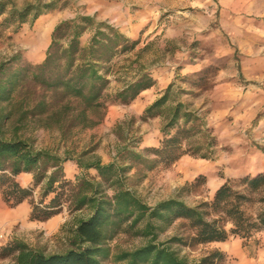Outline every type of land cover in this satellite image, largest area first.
<instances>
[{"label":"trees","instance_id":"obj_1","mask_svg":"<svg viewBox=\"0 0 264 264\" xmlns=\"http://www.w3.org/2000/svg\"><path fill=\"white\" fill-rule=\"evenodd\" d=\"M58 2L36 0L19 6L15 0H0L1 28L18 32L25 23L55 10ZM139 43L109 21L84 13L53 28L42 62L24 61L19 54L0 62V190L5 201L12 208L27 201L31 221H48L65 206L71 213L87 212L72 228L70 249L46 253L24 241L8 240L0 247V258H11L9 264H108L113 254L108 244L123 232L142 237L145 243L113 255L116 264H228L220 249L198 257L193 252L231 237L241 238L247 246L264 232V172L227 179L213 199L195 205L175 196L151 205L128 185L133 170L145 174L160 164L171 166L187 154L212 157L215 139H208L197 110L172 97L174 83L141 116L164 119V138L157 147L138 151L126 144L104 163L91 150L60 152L38 147L22 135L31 119L60 123L73 111L77 124L92 126L97 121L91 114L100 116L109 102L130 103L152 88L155 79L142 71L109 92L116 59L126 60ZM68 164L81 171L74 179L68 175ZM92 170L96 176L89 173ZM23 173L32 175L29 186L17 179ZM172 227L175 232L161 240L160 235Z\"/></svg>","mask_w":264,"mask_h":264},{"label":"rangeland","instance_id":"obj_2","mask_svg":"<svg viewBox=\"0 0 264 264\" xmlns=\"http://www.w3.org/2000/svg\"><path fill=\"white\" fill-rule=\"evenodd\" d=\"M15 1L22 6L36 0ZM84 13L107 20L131 39L140 40L126 60L116 59L110 93L142 71H148L156 84L130 103L109 102L100 116L91 114L97 121L92 126L77 124L73 111L60 123L31 119L22 135L38 147L60 152L91 150L104 163L112 161L126 144L138 151L157 147L164 138V119L143 120L141 116L174 83L172 97L197 110L208 128V139H215L212 157L187 154L171 166L160 164L145 174L133 170L128 179L132 189L151 205L173 196L195 205L213 199L227 179L264 172V0H59L55 10L25 23L18 32L2 29L0 18V62L17 54L24 61L42 62L53 28ZM199 79L202 82H194ZM198 141L203 143L202 136ZM67 171L73 179L81 173L70 164ZM89 173L97 175L94 170ZM3 205L7 214L16 213L0 190V213ZM86 214L71 213L65 206L48 223L17 219L7 228V242L18 239L46 253L64 252L73 246L76 220ZM175 229L163 232L161 240ZM144 243L142 237L119 234L108 244L113 254L107 263L116 264L113 255ZM211 249L225 252L228 264H264V232L247 246L241 238L231 237L201 246L193 256ZM11 262V258L0 260V264Z\"/></svg>","mask_w":264,"mask_h":264},{"label":"crops","instance_id":"obj_3","mask_svg":"<svg viewBox=\"0 0 264 264\" xmlns=\"http://www.w3.org/2000/svg\"><path fill=\"white\" fill-rule=\"evenodd\" d=\"M18 181L23 185V186H29L31 183H32V175L29 174V173H23L21 175H19L17 177ZM3 208L1 209V213H0V221L2 222L1 225H2V234H4V237L3 238H0V244H5L7 242V237H6V232H7V228L8 226H10L12 224V222L16 221L17 219L18 220H21V219H28L30 220V213H31V207L29 205V203L27 201L21 203L20 205H18L17 207L15 208H12L16 213H10L7 214V208L5 205L2 206ZM22 213V215H21ZM6 214L8 216H6ZM56 217V216H55ZM55 217L49 219L48 221H43L44 223H48L50 222L51 220H53ZM21 218V219H20ZM30 222H35V223H43V222H40V221H31ZM1 260V258H0Z\"/></svg>","mask_w":264,"mask_h":264},{"label":"built area","instance_id":"obj_4","mask_svg":"<svg viewBox=\"0 0 264 264\" xmlns=\"http://www.w3.org/2000/svg\"><path fill=\"white\" fill-rule=\"evenodd\" d=\"M3 237H4V234H1V235H0V238H3Z\"/></svg>","mask_w":264,"mask_h":264}]
</instances>
